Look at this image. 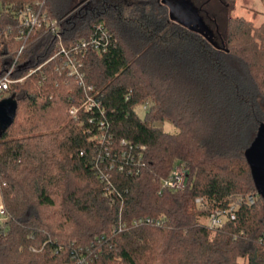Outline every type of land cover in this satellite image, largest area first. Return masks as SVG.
<instances>
[{"label":"trees","instance_id":"1","mask_svg":"<svg viewBox=\"0 0 264 264\" xmlns=\"http://www.w3.org/2000/svg\"><path fill=\"white\" fill-rule=\"evenodd\" d=\"M81 1L48 0L59 36L18 59L17 78L43 67L12 86L17 116L0 130V264H264L260 195L221 228L201 224L195 204L257 192L245 153L264 124V24L232 17L235 0H191L210 33L172 20L163 0ZM31 2L0 0V33L13 29L0 53L12 59L24 45L12 13ZM99 24L108 50L84 58L99 107L73 119L83 90L59 72L55 44ZM179 162L186 188H163Z\"/></svg>","mask_w":264,"mask_h":264},{"label":"built area","instance_id":"2","mask_svg":"<svg viewBox=\"0 0 264 264\" xmlns=\"http://www.w3.org/2000/svg\"><path fill=\"white\" fill-rule=\"evenodd\" d=\"M12 14L19 23L16 39L24 42V45L17 51V57L15 59H12L13 56L9 53H0V68L2 69L0 71V102L11 98V88L13 85L24 83L27 77L43 67L41 66L36 70H31L27 77H15L19 56L26 49L28 43L40 39L47 33L57 37L59 36V22L48 15L47 0H32L31 3L17 10H13ZM12 33L13 29L10 27L3 34L0 33V51L3 48V38ZM111 38L112 36L109 30L103 24H99L88 38H83L71 46H66L60 38L55 44L57 53L54 57H60L59 72L61 75L65 74L69 79H73L78 84V87L83 90V96L80 97L79 104H72L68 109V113L73 119H78L81 112H93L96 107H99V103L96 100L97 97L93 94L94 88L86 84L84 58L90 51H96L99 54L107 52ZM149 107V103L143 106L144 113L149 110ZM186 186L187 173L183 168V164L179 162L169 177L163 180V188L178 191L184 190ZM258 196L259 194L257 192L247 195H234L227 198L224 205L219 204L218 206H213L207 198L199 197L195 200V204L199 209L208 211L206 219L210 227L221 228L227 223L236 222L238 211L243 206H252L255 204ZM5 221L6 211L2 204L0 205V226ZM131 224L133 227L142 225L160 226L162 222L152 218H137ZM119 229H127V225L121 224ZM81 262L84 264L83 260Z\"/></svg>","mask_w":264,"mask_h":264},{"label":"water","instance_id":"3","mask_svg":"<svg viewBox=\"0 0 264 264\" xmlns=\"http://www.w3.org/2000/svg\"><path fill=\"white\" fill-rule=\"evenodd\" d=\"M163 2L169 6L172 20L192 30L209 33L198 8L191 0H163ZM17 111L18 104L11 98L0 102V130H6L14 123ZM245 154L257 193L264 199V124L261 125Z\"/></svg>","mask_w":264,"mask_h":264},{"label":"rangeland","instance_id":"4","mask_svg":"<svg viewBox=\"0 0 264 264\" xmlns=\"http://www.w3.org/2000/svg\"><path fill=\"white\" fill-rule=\"evenodd\" d=\"M81 3L82 1L79 0V2L76 3L75 5L80 4L78 7H81L84 4ZM74 11L75 10L69 12L68 15L66 16H70ZM231 16L234 18L249 21L256 28H259L264 24V0H235V9L232 11ZM208 32L210 33L209 29ZM137 112L138 114L143 116L144 115L143 107L137 108ZM160 126L163 127V129L167 133H178V129L175 128L171 123L166 122L164 124H160ZM0 205H2L1 193H0ZM199 222L201 224H208L206 218H200Z\"/></svg>","mask_w":264,"mask_h":264}]
</instances>
